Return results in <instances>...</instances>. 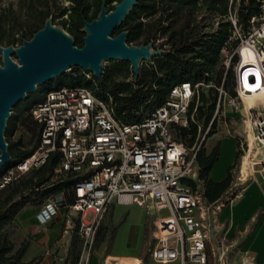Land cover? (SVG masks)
<instances>
[{"label":"built area","instance_id":"2783aa9c","mask_svg":"<svg viewBox=\"0 0 264 264\" xmlns=\"http://www.w3.org/2000/svg\"><path fill=\"white\" fill-rule=\"evenodd\" d=\"M234 38L237 43L228 58L236 56L234 95L217 88L212 119L223 105L232 111L243 109L253 142L264 148V17L246 32L237 28ZM200 83L173 84L162 103L132 122L117 120L111 96L98 97L85 85L69 83L46 90L27 111L39 127L36 147L2 170L0 188L54 153L53 181L65 177L73 181L49 192L37 205L35 218L45 224L64 217L62 234L74 233L80 241L74 264H89L96 231L113 203L161 213L154 221L155 242L150 249L154 262L206 264L210 255L216 264H233L234 259L227 261L228 254L215 255L207 245L211 216L224 203L205 199L198 179L197 147L188 148L174 137L177 127L188 124L189 105ZM250 94L258 99L244 109L242 99ZM248 165L259 173L264 195V154L249 158ZM244 181L239 171L226 191V202L243 195ZM113 261L109 264H116Z\"/></svg>","mask_w":264,"mask_h":264},{"label":"trees","instance_id":"16d2710c","mask_svg":"<svg viewBox=\"0 0 264 264\" xmlns=\"http://www.w3.org/2000/svg\"><path fill=\"white\" fill-rule=\"evenodd\" d=\"M120 1L19 0L17 8L7 7L0 12V42L5 41L6 46L15 41L22 44L48 20L66 30L74 45L81 47L83 36L86 34L83 30L85 22L97 18L102 5L107 10H112ZM262 5L264 0H135L111 35L124 31L126 43L137 46L152 45L156 39L164 38L160 45L167 44L168 47L155 52L150 61L146 62L141 58L138 73L132 80L114 79L118 75L123 77L127 75L126 66L130 62L121 58L111 68L102 67L99 77L92 73L89 77L84 73L66 75L63 80L55 76L51 80L37 84L34 91L26 94L23 109L38 101L27 103L29 100L36 99V96L43 95L46 90L65 82L90 87L95 95L101 98L111 96L113 116L121 122H132L140 119L150 108L162 103L173 84L183 80H188L192 84L201 82L189 105L187 126L177 127L174 131V137L182 141L186 147L195 146L201 135L212 133L210 129L214 123L212 116L218 96L217 88L222 87L229 95H234L233 64L236 56H231L229 63L232 69L228 71L227 76L221 78L220 71L216 68L220 52L229 42H233L234 46L237 43V40L231 39L234 26L246 32L255 24L251 19L260 16ZM200 7H205L219 16L215 30L199 29L195 19ZM22 11L25 17L21 16ZM231 12L235 15L234 24L226 18ZM202 85L208 86L206 94ZM13 120L14 116L6 120L5 138L9 139L12 134ZM33 122L35 123L34 120ZM35 125L38 135L39 127L36 123ZM206 127L209 129L207 132ZM35 147L36 144L31 148L20 149L15 146V142L9 140L7 151L10 159L6 166L27 157ZM218 155L219 142L209 151H204L200 147L196 150L198 179L202 182L203 195L208 202L218 201L232 181L229 168L221 180L215 181L209 176ZM55 161L56 154L52 153L45 163L36 168L35 177L25 183V192H21V188L17 186L0 200V230L26 202H38L44 195L73 181L70 177L49 181ZM16 194L18 196L14 197ZM27 245L28 243L24 242L16 253L7 254L11 251L12 244L0 233V264H37V258L28 263L20 262Z\"/></svg>","mask_w":264,"mask_h":264},{"label":"rangeland","instance_id":"374dc122","mask_svg":"<svg viewBox=\"0 0 264 264\" xmlns=\"http://www.w3.org/2000/svg\"><path fill=\"white\" fill-rule=\"evenodd\" d=\"M19 0H0V12L7 7L17 8ZM22 17H25L24 11L21 13ZM264 17V5H262V12L260 16L253 17L251 21L254 23L259 22L261 18ZM232 24L235 22V15L231 12L227 17ZM219 16L211 11H208L205 7H200L196 13L195 22L199 29L202 31H213L215 30L218 23ZM48 21V20H47ZM50 22V21H49ZM56 28L61 29L65 32L66 30L56 26L52 22H50ZM237 27L234 26V31L231 34V39L234 40V34L236 32ZM18 34H16L17 36ZM164 38L156 39L152 45H150L149 51L160 52L162 48L168 47L167 44H162ZM19 42L15 41L11 46L13 50L9 56L10 58L18 63V58L15 53V50L19 46ZM134 45V44H129ZM0 46L4 48L6 46L5 41L0 42ZM137 46V45H134ZM139 47V46H138ZM234 48L233 42H229L220 52L219 59L216 65L218 71H220V76L223 78L228 75V71L232 69V65L229 63L228 58L231 53V49ZM2 54L0 55V65L2 66ZM119 60V58H108L102 59L100 64L102 67L111 68L112 65ZM142 59H139V64ZM144 61H150L151 57L143 59ZM127 75L123 76H115V80H132L134 78V74L132 72V68L130 64L126 66ZM227 71V73H226ZM84 73L86 77L91 76V71L87 70L81 66H72L66 68L64 72H62L57 77H60L62 80L66 75L71 74H79ZM226 74V75H225ZM66 84L65 82L61 83V85ZM207 85H202V89L205 94L207 92ZM28 94V93H27ZM36 99L29 100L27 103H33L37 100H40L43 95L36 96ZM26 97L20 99L15 105L8 109L9 116H14V129L9 139L5 138L6 142L12 141L15 142V146L20 149L31 148L37 142V129L36 125L33 122L32 118L28 115L27 109H23V101ZM247 103V100L242 99V104ZM25 104V102H24ZM26 105V104H25ZM30 105V104H29ZM212 133L210 135H201L197 141L195 147H200L204 151H208L211 146L215 143L220 142L222 138L231 136L234 145L233 152L234 157L232 163L228 166L232 183L236 181V177L240 171V165L242 161V157L246 154L249 158L256 159L260 154L259 148H257L254 142H252V137H248V134L251 133L249 122L246 117V113L243 109H239V111H232L228 108L227 105H223L222 108L218 111L217 115L214 116L213 127L210 129ZM209 131L208 127H206L205 132ZM188 138V135L186 136ZM188 140V139H187ZM186 140V141H187ZM200 143V145H199ZM253 146V148H252ZM249 149V150H248ZM264 150V148H262ZM238 152V156L236 153ZM256 154V156L254 155ZM225 157V153H222V157L220 162L223 161ZM246 158L243 159V167L242 171H245ZM5 163L4 167L1 169L8 167ZM257 166H254L256 168ZM36 168L30 169L20 175H18L15 179H13L8 185H6L3 189L0 190V200L4 198V196L15 189L17 186L21 188V192L26 191L25 183L30 179L35 177ZM261 179L258 172H253L251 167L247 163V170L244 172L243 176L246 179L241 185H246L247 182L253 179V176ZM54 178L51 176L49 181H53ZM234 189V187L232 188ZM47 195V194H46ZM44 195L40 201L38 202H26L22 207H36L42 199L46 196ZM225 195H228L225 194ZM225 195L222 197L220 201L226 203ZM16 194L14 197H17ZM161 213L152 212L150 210H146L145 208L139 207L135 204H117L113 203V206L107 212V214L101 220L98 229L96 231L93 249L91 252V257L95 260L96 264H109L113 259L121 260V259H130L133 260V264H162L154 262L150 257V249L154 245L155 237V227L154 221L155 218L158 217ZM90 217V213L87 215ZM61 222L64 221V217L59 218ZM57 225V224H56ZM59 228V224L57 225ZM0 233L4 234L6 239L12 244V249L7 254H14L17 252L18 248L24 243H28V238L31 234H27V237L23 235L19 230L17 225H15L11 220L7 221L1 228ZM218 232L215 231L213 233L214 237L218 238ZM65 239H67L66 245L64 246V251L60 254H57L58 247L55 250L54 256L50 261V264H55L58 262L59 264H74L76 257L78 255L80 249V241L76 234L70 233L65 235ZM225 243V240H224ZM227 243V242H226ZM225 247V246H224ZM35 248L32 246L27 250L26 257L31 255ZM40 257V256H39ZM38 258V256H37ZM92 259V260H93ZM229 259V258H228ZM90 262V261H89ZM169 264V263H167ZM170 264H177L176 262ZM206 264H216L215 259L209 255L208 261Z\"/></svg>","mask_w":264,"mask_h":264},{"label":"water","instance_id":"95a60500","mask_svg":"<svg viewBox=\"0 0 264 264\" xmlns=\"http://www.w3.org/2000/svg\"><path fill=\"white\" fill-rule=\"evenodd\" d=\"M135 0H121L112 10L103 5L98 17L85 22L83 45L75 46L67 32L60 36L57 33L46 35L44 30L52 27L61 31L49 21L37 30L33 36L24 40L15 53L18 63L14 62L9 54L11 46H0L2 66L0 65V169L10 159L7 151V142L4 136L8 109L24 98L28 92L35 90L37 84H42L53 77L60 75L68 67L81 66L99 77L102 69L100 61L108 58H121L130 62L134 76L138 73L139 59L149 58L155 52L149 51L150 44L129 45L125 41L126 33L121 31L111 35L114 28L127 13ZM112 37V38H108ZM125 43V46L123 45ZM116 51L120 55L114 54Z\"/></svg>","mask_w":264,"mask_h":264},{"label":"crops","instance_id":"0c3cea01","mask_svg":"<svg viewBox=\"0 0 264 264\" xmlns=\"http://www.w3.org/2000/svg\"><path fill=\"white\" fill-rule=\"evenodd\" d=\"M233 145L231 136L222 138L219 142L218 159L209 171V176L213 180H221L226 175L234 157ZM222 153H225V157L220 162ZM36 211L37 206H24L11 219L25 237L31 234L20 262L28 263L38 256L37 264H50L54 256L52 254L57 247L59 248L57 254H60L64 251L67 242L65 234H62L63 222L56 218L45 224H39L35 218ZM211 217L213 220L211 219L207 226V245L215 255L223 251L225 255L228 254L229 259H234L233 264H264V195L261 179L254 175L253 179L246 183L240 198L222 204ZM56 224H59V228ZM215 231L219 233L218 238L213 235ZM32 246L35 250L26 257L27 250ZM92 259L93 257L89 264H96ZM229 259L227 261L231 262ZM113 260L119 264L116 259ZM113 260L110 263H113ZM124 260L128 264L134 263L130 259ZM174 262L179 264L178 261Z\"/></svg>","mask_w":264,"mask_h":264},{"label":"bare ground","instance_id":"6f19581e","mask_svg":"<svg viewBox=\"0 0 264 264\" xmlns=\"http://www.w3.org/2000/svg\"><path fill=\"white\" fill-rule=\"evenodd\" d=\"M44 33L46 35H49L51 33H57L60 36L65 35V32L63 30H61V31L53 30L52 27H49L47 30H44ZM108 38H112V37H108ZM123 45L125 46V43H123ZM114 54L120 55V52L119 51H116ZM248 57H249L250 60H253V54H252V52H250V51L248 52ZM245 99L247 100V103L244 102L243 107H244V109H247L248 106H251L252 104H254L257 101L258 97H257L256 94H250V95H245L244 96V100ZM247 120H248V118H247ZM248 122H249V120H248ZM249 127H250V122H249ZM248 137H252L250 133L248 134ZM252 142H253V137H252ZM255 146L257 148L261 149L260 150L261 151L260 154H264L263 153V149L260 146H257V145H255ZM252 148H253V146H252ZM254 155L256 156V154H254ZM248 157L249 156L246 155V154L242 157L243 159L246 158V160H247L246 161V164H245V171L244 172H246V170H247V163H248V160H249ZM243 159L241 161L240 171L244 174V172L242 171ZM118 262H119V264H128L126 260H118Z\"/></svg>","mask_w":264,"mask_h":264}]
</instances>
